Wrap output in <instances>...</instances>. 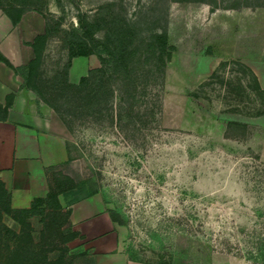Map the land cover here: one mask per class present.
Listing matches in <instances>:
<instances>
[{
	"label": "rangeland",
	"instance_id": "374dc122",
	"mask_svg": "<svg viewBox=\"0 0 264 264\" xmlns=\"http://www.w3.org/2000/svg\"><path fill=\"white\" fill-rule=\"evenodd\" d=\"M33 4L48 23L32 72L37 86L62 68V39L84 18L104 23L96 39L105 40L108 32L129 51L155 35L175 48L163 113L159 125L143 132L145 142H127L110 129H79L69 145L74 159L59 167L75 178L88 168L96 172L105 208L128 222L121 230L125 251L151 263L264 264V178L258 172L264 163V90L248 71L264 89V0ZM98 64L95 55L73 58L69 80L77 82ZM229 122L245 124L246 136L226 138ZM71 198L60 197L64 209ZM19 209L9 207L0 186V264H95L87 242L65 218L47 228L46 214L26 218Z\"/></svg>",
	"mask_w": 264,
	"mask_h": 264
},
{
	"label": "trees",
	"instance_id": "16d2710c",
	"mask_svg": "<svg viewBox=\"0 0 264 264\" xmlns=\"http://www.w3.org/2000/svg\"><path fill=\"white\" fill-rule=\"evenodd\" d=\"M0 10L8 16L13 25L18 23L22 14L35 10L44 16L47 31L46 16L34 6L33 0H9L6 5H0ZM104 29V23L88 21L85 18L81 19L76 27L69 28L62 39L67 51L66 61L50 79L41 80L42 84L38 86L32 81V72L37 63V44L45 33L37 36L31 43L35 57L28 64L14 66L1 52L0 61L21 76L24 87L34 91L39 99L58 115L72 135L79 129L98 127L112 130L114 134L117 133L127 142L144 143L143 132L159 125L163 113L166 69L175 48L168 44L165 37L155 35L144 42L145 47L129 51L122 39H111L108 32L105 40L96 39L97 32ZM91 55L97 57L98 66L89 68L77 82H71L69 70L72 59ZM248 71L258 89L263 91L254 71L252 69ZM12 96L11 94L7 97V104L10 103ZM6 114L7 106L0 104V120H6ZM246 134L247 127L243 123L229 122L224 130L226 138L244 137ZM70 144L71 141L66 142L65 163H70L74 159L69 150ZM258 168V172L264 178V163ZM88 169V173L81 174L77 178L60 168L49 169L46 195L34 198L28 207L20 208L19 213L26 215V218L42 217L46 214L50 222L47 228L54 226L55 220L65 218L66 224L72 228L69 219L70 206L101 193V184L95 178L96 172L92 168ZM0 186L11 207L10 195L1 181ZM61 196L72 197L68 203V209L63 208L60 202ZM102 199L106 203L104 195ZM106 211L113 222L128 226V222L119 211L114 208H107ZM19 222L26 225L24 219H19ZM62 225L63 222H59L56 226ZM22 233L30 237L29 232L23 230ZM73 233L79 235L75 230ZM126 252L129 259L133 261L146 264H169L167 262L151 263L139 259L130 251Z\"/></svg>",
	"mask_w": 264,
	"mask_h": 264
},
{
	"label": "crops",
	"instance_id": "0c3cea01",
	"mask_svg": "<svg viewBox=\"0 0 264 264\" xmlns=\"http://www.w3.org/2000/svg\"><path fill=\"white\" fill-rule=\"evenodd\" d=\"M45 31L46 20L35 10L22 14L16 25L0 10V52L14 66L35 57L31 43ZM0 104L7 106L6 120H0V181L11 206L25 208L34 198L46 195L47 171L65 162L66 142L72 134L34 91L24 87L21 76L1 61ZM70 209L72 228L87 242L95 264H146L129 259L121 241L124 226L110 219L99 193ZM238 262L247 264L242 259Z\"/></svg>",
	"mask_w": 264,
	"mask_h": 264
}]
</instances>
